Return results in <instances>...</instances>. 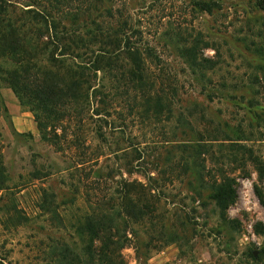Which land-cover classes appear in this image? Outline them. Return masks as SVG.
I'll return each instance as SVG.
<instances>
[{"label": "rangeland", "instance_id": "rangeland-1", "mask_svg": "<svg viewBox=\"0 0 264 264\" xmlns=\"http://www.w3.org/2000/svg\"><path fill=\"white\" fill-rule=\"evenodd\" d=\"M105 6L129 15L133 40L156 57L151 74L164 97L163 113H145L142 103L133 112L125 99L109 98L107 108L95 101L92 109L101 115L89 121L79 143L72 128L58 152L41 139L33 114L0 78L6 175L0 264H49L50 246L80 248L75 225L88 213L86 192L94 194L99 177L111 195L123 179L137 181L157 203L155 227H133L138 245L128 233L133 244L122 251L124 264H264V237L254 232L264 223L254 191L258 173L248 162L232 164L231 143L211 133L226 129L237 155L247 159L245 146L264 160V0H113ZM195 44L200 57L216 63L214 70L188 66L181 49ZM222 170L236 182L238 198L227 212L238 222L234 229L211 199L212 181ZM45 202L50 210H43Z\"/></svg>", "mask_w": 264, "mask_h": 264}, {"label": "trees", "instance_id": "trees-1", "mask_svg": "<svg viewBox=\"0 0 264 264\" xmlns=\"http://www.w3.org/2000/svg\"><path fill=\"white\" fill-rule=\"evenodd\" d=\"M30 1L32 5L19 8L15 0H0V61L4 62L0 78L20 105L33 114L44 142L60 152L62 140H67L69 132L72 136L75 128L79 143L80 135L91 125L89 121L101 115L92 109L95 101L107 108L109 98L125 99L133 112L142 103L145 113L149 108L155 116L163 113L164 97L151 74L156 57L150 52L145 55L133 40L136 32L129 15L105 6L113 0ZM198 6L211 12V7ZM181 55L193 70L209 71L217 66L199 56L196 44L181 49ZM225 130L216 128L211 133L231 143L230 150L236 155L232 164L243 168L248 162L254 167L260 182L254 191L264 208V160L245 146L240 147L247 159L237 155V146ZM95 134L99 140L104 138L100 129ZM5 184L0 151V190ZM103 184L106 186L99 177L91 187L94 194L86 192L89 211L75 225L82 246L64 242L50 246L49 264H124L122 251L133 244L128 233L137 239V245L140 239L139 230L133 227L147 222L155 227L160 218L155 216L157 203L142 184L123 179L113 195L108 193L111 188L101 187ZM237 198L235 180L222 170L221 179L212 181L211 199L220 219L233 229L238 222L231 221L227 212ZM46 208L45 202L43 210H50ZM254 232L264 237V223L258 222ZM248 256L254 258V253L249 251Z\"/></svg>", "mask_w": 264, "mask_h": 264}]
</instances>
